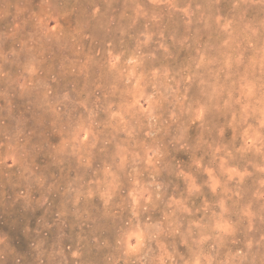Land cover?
<instances>
[{
    "label": "rangeland",
    "instance_id": "374dc122",
    "mask_svg": "<svg viewBox=\"0 0 264 264\" xmlns=\"http://www.w3.org/2000/svg\"><path fill=\"white\" fill-rule=\"evenodd\" d=\"M0 264H264V0H0Z\"/></svg>",
    "mask_w": 264,
    "mask_h": 264
}]
</instances>
